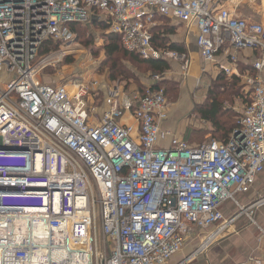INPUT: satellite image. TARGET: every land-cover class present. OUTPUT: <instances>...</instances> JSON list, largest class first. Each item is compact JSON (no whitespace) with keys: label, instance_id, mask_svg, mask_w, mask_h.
Returning a JSON list of instances; mask_svg holds the SVG:
<instances>
[{"label":"built area","instance_id":"built-area-1","mask_svg":"<svg viewBox=\"0 0 264 264\" xmlns=\"http://www.w3.org/2000/svg\"><path fill=\"white\" fill-rule=\"evenodd\" d=\"M244 1L0 0V142L24 147L0 148V264H168L190 232L221 220L226 201L253 221L262 200L244 208L235 195L264 170V26L225 9ZM160 18L195 28L200 57L221 53L218 71L238 79L239 126L226 142L192 145L162 128L168 71L140 96L109 86L100 117L97 78L39 80L72 51L71 25L92 23L143 59L178 61L187 73L185 53L152 44ZM243 49L256 56L242 73ZM126 113L136 126L120 122Z\"/></svg>","mask_w":264,"mask_h":264},{"label":"rangeland","instance_id":"rangeland-1","mask_svg":"<svg viewBox=\"0 0 264 264\" xmlns=\"http://www.w3.org/2000/svg\"><path fill=\"white\" fill-rule=\"evenodd\" d=\"M85 27L82 34L77 35L75 41L71 43L72 51L67 53L59 63L50 66L43 70L39 80L45 83L59 84L64 83L71 78H79L80 76H89L94 73L96 76H103L104 73L111 75L110 62L105 54L106 37L102 30L96 26H82ZM119 62L124 67L128 74L123 76H129L131 73L134 78L124 80L125 82L136 83L139 91L145 86L152 75L150 70L143 65H138L132 61H129L128 57L120 56ZM184 73V71H183ZM170 74L167 75V77ZM171 79L167 80L164 84L166 91V98L170 109L174 107V104L180 98V86L183 85L182 81H185L182 77L180 81H175L173 76H169ZM110 78V77H109ZM217 78V77H216ZM216 78L210 81L207 89L215 87L219 90V99L222 101L223 107L226 111L235 113V119L239 121L240 118V99L233 98L228 85L225 82L218 84ZM116 78L115 80H117ZM229 79V78H228ZM112 80V79H111ZM209 80L205 77L202 78L201 86L196 90V97H200L204 93ZM242 92V87H241ZM221 92V93H220ZM186 96V90L183 92ZM205 100V97L203 101ZM202 101V102H203ZM201 102V103H202ZM193 103V102H192ZM199 104V103H198ZM195 103L192 104L191 109L185 114L186 118L192 121L193 133L190 139L191 144L197 142H204L209 139H213L212 126L209 122L202 120L196 112H194ZM256 194H260V201L264 204V170L259 174L255 184L247 195L255 197ZM237 195H235L236 197ZM249 199V198H248ZM241 206L246 208L248 201L239 200ZM221 220L217 221L214 225L206 229H196L190 232L186 236V242L182 251L170 260V264H176L184 257H188L200 247L202 251L194 254L188 262L184 264H236L248 260L249 258H262L264 259V237L260 229L264 230V205L260 208H253L251 212H254L253 221L249 218V212H241L236 205L231 201H226L222 204ZM256 210V211H255ZM238 214V218L232 222L231 219L234 215ZM96 219L97 226L99 227V207L96 206ZM230 223V224H229ZM227 224L226 228L222 232H219L213 240L207 242V237L216 232L218 227ZM219 228V229H220ZM260 258V259H261Z\"/></svg>","mask_w":264,"mask_h":264},{"label":"crops","instance_id":"crops-1","mask_svg":"<svg viewBox=\"0 0 264 264\" xmlns=\"http://www.w3.org/2000/svg\"><path fill=\"white\" fill-rule=\"evenodd\" d=\"M225 9L226 11L229 10L234 11L236 15L247 20L248 22H259L264 26V0H245L237 7H233V5L227 4L225 6ZM157 25L167 30L168 33L165 34V37H167L169 44L172 43L174 46L182 48L190 62L189 69L186 73L182 69L181 63H179L178 61L166 60L167 63L169 64V69L166 70L168 71V74H170L169 76H173V79L175 81H180L181 77L182 78L184 77L183 79L185 81H182V83L184 82L185 83L183 85H179L180 98L174 104L173 108L170 109L169 107L168 118L164 122H162L161 125L163 129H167L171 133L177 136L184 137L189 141V138H191L193 133L192 121L190 119V116L188 119L186 118L185 114L191 109L193 103L198 104L203 101L204 97H206L207 95V91H208L207 87L210 84V81L218 77V75H222V73L218 71L217 66L218 63L224 62L225 57L220 53L216 56L213 62L204 61L200 57L199 50L196 46V29L193 27L187 29V27L183 23L173 21L167 18L158 19ZM237 56H238L239 70L240 72L243 73L244 71L251 69V64L256 56V52L251 49H243L238 52ZM90 76L93 78H97L100 81L99 96H97L98 101L94 102L96 103L94 105H97L98 108L97 110L98 117L101 116V113L105 108V105L103 104V98L109 86H113L117 84L121 92V97H123V96H140L141 94L144 93V89L146 88V86L150 84V80H149L147 83H145V86L142 88V91H139V88L137 87L136 83L133 82L127 83L119 79L111 80L108 77V74L106 73H104L103 76H96L94 73H91ZM169 76L165 77L162 81H160L159 84H161V82L163 81H167L171 79V77ZM224 76L226 78L234 77V76L229 77L226 75ZM203 77L209 80L208 81L209 83L207 84L204 93H202V95L197 98L196 90L199 89V87L201 86ZM185 90H186V96L183 94ZM120 122L136 126L134 119L128 113L123 115ZM161 144L166 145L167 141L161 142ZM260 197H261L260 194L259 195L256 194L255 197L249 196L247 194H237L236 200L239 201L245 199L246 202L248 201L247 204L249 205L251 202L257 200ZM262 205L258 206L257 209L260 208ZM254 215H252L253 218ZM202 250L203 249L200 247L198 250H196V252L198 253ZM192 256L193 255H191V257ZM186 258L187 257H184L182 260ZM190 258H188L186 261L188 262ZM261 260L264 262V259L261 258ZM170 262L171 260L168 262V264H170Z\"/></svg>","mask_w":264,"mask_h":264},{"label":"trees","instance_id":"trees-1","mask_svg":"<svg viewBox=\"0 0 264 264\" xmlns=\"http://www.w3.org/2000/svg\"><path fill=\"white\" fill-rule=\"evenodd\" d=\"M91 26L100 28L106 37L105 39L107 43L105 45V54L110 62V79L115 80L116 78H118L119 80L124 81L134 78V75L132 73L129 76H123L125 74H128V71L124 67H122L119 62V58L121 55L124 56V58L128 57L129 61H132L138 65H145L148 70H150L154 74H161L162 72L169 69V64L164 59L147 60L143 59L139 54L135 52L126 50L122 46L118 35L104 33V25L92 23ZM71 27L76 36L82 34L85 28L78 24H72ZM166 33H168L167 30L163 29L161 26L156 25L153 29L152 44L155 47H167L169 49L184 53V50L182 48L174 46L172 43L169 44L167 37H165ZM55 47L56 46H52V48ZM225 80V85H228L230 90H232L231 95H233V98L235 97L241 100L242 92L240 90L241 86L239 85L238 79L235 77H231L228 79L223 74L218 75V77L216 78V82L218 84H222L221 82H225ZM165 83L167 82L163 81L161 82V84H159V86H164ZM218 91L219 90H216L215 87H210L207 91L205 100L202 103L195 104L194 112H196L202 120H205L211 124V132H213L214 136L213 139L224 143L228 139L232 130L239 126V121L235 119V113L231 114L224 109L222 101L218 97ZM190 139L191 138H189V143ZM200 143L203 142L195 141V144Z\"/></svg>","mask_w":264,"mask_h":264},{"label":"water","instance_id":"water-1","mask_svg":"<svg viewBox=\"0 0 264 264\" xmlns=\"http://www.w3.org/2000/svg\"><path fill=\"white\" fill-rule=\"evenodd\" d=\"M0 148H6V149H10V150H19V149H23L24 147H18L16 145H13L12 143H6V142H0Z\"/></svg>","mask_w":264,"mask_h":264},{"label":"bare ground","instance_id":"bare-ground-1","mask_svg":"<svg viewBox=\"0 0 264 264\" xmlns=\"http://www.w3.org/2000/svg\"><path fill=\"white\" fill-rule=\"evenodd\" d=\"M222 228H224V227L222 226V227H221L220 229H218L216 232L212 233V234L210 235V237L208 238V240L205 242V244H206L207 242L213 240L214 238H216L217 234H218L219 232H221V229H222Z\"/></svg>","mask_w":264,"mask_h":264}]
</instances>
